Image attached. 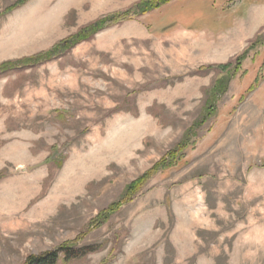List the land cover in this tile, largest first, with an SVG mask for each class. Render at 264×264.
Here are the masks:
<instances>
[{
  "label": "rangeland",
  "instance_id": "374dc122",
  "mask_svg": "<svg viewBox=\"0 0 264 264\" xmlns=\"http://www.w3.org/2000/svg\"><path fill=\"white\" fill-rule=\"evenodd\" d=\"M17 1L0 0V65L142 0L6 14ZM263 4L175 0L1 75L0 264L66 244L88 254L58 264H264ZM228 63L226 93L195 125L219 73L207 68ZM182 141L176 166L97 219Z\"/></svg>",
  "mask_w": 264,
  "mask_h": 264
},
{
  "label": "trees",
  "instance_id": "16d2710c",
  "mask_svg": "<svg viewBox=\"0 0 264 264\" xmlns=\"http://www.w3.org/2000/svg\"><path fill=\"white\" fill-rule=\"evenodd\" d=\"M30 0H19L15 2L10 8L7 9L6 14L10 13L16 9L27 4ZM175 0H142L131 8L125 11L115 12L111 15L103 17L92 24L87 25L86 27L80 29L75 35L59 42L52 49L40 53L31 58H25L19 61L3 63L0 65V76L10 72L12 70H17L21 68H25L28 66H37L43 63L50 62L61 55L63 52H67L74 48L75 46L86 42L92 37H94L97 33L113 27L115 25L135 20L139 17L145 16L153 11H156ZM179 1V0H177ZM247 53H243L242 56L238 59V61L243 60L246 57ZM244 61V60H243ZM231 63L220 65L217 67H208L207 69L212 70L216 69L219 71L218 75L215 78L213 85L211 86L208 94L210 95V100L208 101L205 107V114L201 116L199 120H197V124L200 126L203 122L207 121V118H210L214 113L215 104L214 99L218 96H221L226 93L230 78L232 77V73L230 71ZM203 70V68L199 69ZM237 68H235L236 72ZM253 88H250L249 92H251ZM213 111V112H212ZM186 148V141H182L177 148L168 151L147 173L139 177L137 180L127 185L123 192V199L118 203L112 204L108 210L101 213L97 219L102 220L104 223L109 219V217L116 211L118 207L129 202L131 198L138 193L144 185L157 173L166 171L178 164L180 161V153ZM60 254H63L64 258L67 261H71L72 259H77L78 256L87 255V250H75L74 244H66L63 245L57 251L45 252L35 256H29L25 259L22 264H58Z\"/></svg>",
  "mask_w": 264,
  "mask_h": 264
},
{
  "label": "crops",
  "instance_id": "0c3cea01",
  "mask_svg": "<svg viewBox=\"0 0 264 264\" xmlns=\"http://www.w3.org/2000/svg\"><path fill=\"white\" fill-rule=\"evenodd\" d=\"M254 6H255V5H254ZM254 6H251L250 9L253 8ZM260 6H261V8H262L261 11H262V13L264 14V4H263V5H260ZM250 9H249V11H250ZM254 9H255V8H254ZM254 9H253V10H254ZM253 10H251V11L249 12V14L254 13V12H252Z\"/></svg>",
  "mask_w": 264,
  "mask_h": 264
}]
</instances>
